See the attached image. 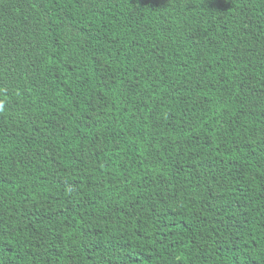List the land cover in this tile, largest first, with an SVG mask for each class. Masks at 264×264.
<instances>
[{
	"label": "trees",
	"instance_id": "trees-1",
	"mask_svg": "<svg viewBox=\"0 0 264 264\" xmlns=\"http://www.w3.org/2000/svg\"><path fill=\"white\" fill-rule=\"evenodd\" d=\"M0 264H264V0H0Z\"/></svg>",
	"mask_w": 264,
	"mask_h": 264
}]
</instances>
